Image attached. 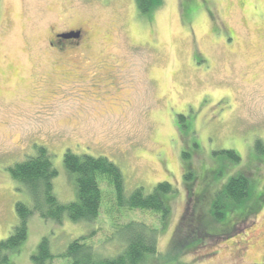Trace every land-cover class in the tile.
Listing matches in <instances>:
<instances>
[{
    "label": "rangeland",
    "instance_id": "1",
    "mask_svg": "<svg viewBox=\"0 0 264 264\" xmlns=\"http://www.w3.org/2000/svg\"><path fill=\"white\" fill-rule=\"evenodd\" d=\"M162 1L157 12L141 14L135 0H0V241L17 225L16 203L29 202L7 169L41 146L51 156L54 194L63 204L76 201L66 151L110 160L127 195L137 188L150 194L162 182L172 187L164 198L169 215L158 231V255L147 264H264V244H241L264 225V209L235 221L264 188V0ZM81 25L90 33L89 50L72 66L58 65L45 44L50 30ZM189 171L194 184L185 179ZM245 172L248 199L216 221L214 194ZM189 188L202 197L193 207L205 212L211 236L234 228L175 254L172 234L192 212ZM102 193L94 223L31 217L9 264H33L43 238L55 256L50 264H69L59 256L83 236L102 257H116L112 201L103 186ZM121 212L120 223L157 227V216ZM182 227L175 240L187 233Z\"/></svg>",
    "mask_w": 264,
    "mask_h": 264
},
{
    "label": "trees",
    "instance_id": "2",
    "mask_svg": "<svg viewBox=\"0 0 264 264\" xmlns=\"http://www.w3.org/2000/svg\"><path fill=\"white\" fill-rule=\"evenodd\" d=\"M135 1L141 14L157 12L163 6L162 0ZM227 156L239 161L233 152L227 153ZM63 164L68 173L75 175L76 201L69 204L61 203L54 194L53 180L57 173L45 147H35L33 156L7 169L12 181L21 185L26 191L29 202H18L15 205L18 222L9 236L0 241V264H9V255L19 251L20 245L27 238V222L34 215L44 221L61 222L66 217L73 223H94L99 218L104 198L102 186L105 195L112 201L108 216L112 221L113 233L119 241L118 251L121 250L120 253L113 258L102 257L87 242L90 236H83L71 241L59 257L66 259L69 264H147L149 257L158 255V231L165 229L169 215L168 204L164 198L173 193L168 183H158L150 194H146L142 188H137L127 195L120 169L107 158L78 156L66 151ZM184 176L188 181L192 179L194 184L192 172L189 171ZM249 177L247 172L238 174L232 177L221 191L214 194L210 213L216 221L223 220L226 210L240 206L248 199ZM186 191L187 203L192 205V212L187 225L184 223L186 226L183 228L184 224L179 223V227L173 232L178 236L177 233L181 232L182 227V230H187L184 237L181 236L175 240L172 234L170 251L175 250V254L192 252L203 245L205 240L219 238L222 232H227L228 235L234 228L232 224L217 234V237L211 236L207 225L203 223L205 212L202 208L196 211L193 207L194 204L200 203L201 195L196 194L193 188L186 189ZM263 203L264 199L261 195L258 199L251 201L235 221L243 223L251 219ZM122 210L157 216V227L135 221L120 223L116 215L118 213L122 215ZM194 231L198 233L191 237ZM94 234L95 232L92 233ZM54 258L55 256L50 251L49 241L43 238L31 260L33 264H50ZM176 264L181 263L178 260Z\"/></svg>",
    "mask_w": 264,
    "mask_h": 264
},
{
    "label": "flooded vegetation",
    "instance_id": "3",
    "mask_svg": "<svg viewBox=\"0 0 264 264\" xmlns=\"http://www.w3.org/2000/svg\"><path fill=\"white\" fill-rule=\"evenodd\" d=\"M46 40L47 41L45 44L47 47V51L51 52L53 55H56V62L58 63V65L67 67L72 66L73 58H84L85 53L89 50L90 33L88 28L84 25H81L80 27L67 28L62 31H54L53 29H51ZM66 75L67 72H65V76ZM79 75L83 76V79L89 80L88 75H86L85 73H79ZM79 78L82 79L81 77ZM261 195L264 199V188ZM260 209H264V203L260 208H258L257 213ZM257 213L253 217H255ZM241 244L244 248L249 245L252 246V248L255 246L260 247L261 245H263L264 225L260 230H254L252 232V237L248 241H242Z\"/></svg>",
    "mask_w": 264,
    "mask_h": 264
}]
</instances>
